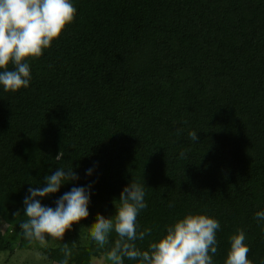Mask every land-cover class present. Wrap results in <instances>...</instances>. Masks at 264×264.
Masks as SVG:
<instances>
[{
    "label": "trees",
    "instance_id": "trees-1",
    "mask_svg": "<svg viewBox=\"0 0 264 264\" xmlns=\"http://www.w3.org/2000/svg\"><path fill=\"white\" fill-rule=\"evenodd\" d=\"M72 3L74 22L28 61L29 87L0 86V252L31 249L20 228L29 188L73 167L78 180L37 198L54 209L73 187L90 192L87 218L41 249L50 264L64 259V243L69 264L102 257L117 237L97 250L89 227L97 213L114 215L132 182L146 192L139 230H152L138 248L203 214L221 225L214 264L238 229L248 259L264 264V0Z\"/></svg>",
    "mask_w": 264,
    "mask_h": 264
},
{
    "label": "clouds",
    "instance_id": "clouds-1",
    "mask_svg": "<svg viewBox=\"0 0 264 264\" xmlns=\"http://www.w3.org/2000/svg\"><path fill=\"white\" fill-rule=\"evenodd\" d=\"M76 15L72 0H0V86L4 92L15 93L29 87L28 61L41 58L74 22ZM9 65L14 68L10 70ZM188 136L192 141L200 139L195 131H190ZM61 157L60 152L56 159ZM180 157L186 158V153L181 152ZM91 171L87 174L91 175ZM78 179L73 167L58 168L45 177L46 186L29 188L30 195L24 199L26 220L20 223L27 241L38 242L46 248L49 241H63L73 224L87 218L90 192L84 187H73L56 201L54 209L37 199L55 194L62 185ZM145 195L144 185L132 182L121 191L119 204L113 202L114 215L106 218L97 213L89 227V237L97 250L109 245L112 233L117 237L103 253L102 261L124 264L127 258L136 260L137 264H214L213 257L218 252L217 230L221 225L203 214L186 215L168 226L166 235L150 242L147 250L138 248L136 242L152 234L151 228L139 230L137 223L139 214L147 208ZM256 216L264 220V212H257ZM229 239L230 249L224 264H252L248 259L250 248L245 243V232L238 229ZM62 251L64 259L60 264H69L72 251L67 243Z\"/></svg>",
    "mask_w": 264,
    "mask_h": 264
},
{
    "label": "rangeland",
    "instance_id": "rangeland-1",
    "mask_svg": "<svg viewBox=\"0 0 264 264\" xmlns=\"http://www.w3.org/2000/svg\"><path fill=\"white\" fill-rule=\"evenodd\" d=\"M5 230L4 225H0V231ZM81 240H83L81 238ZM51 245V241L47 247ZM41 247L38 242H35L30 250H16L11 256L7 253L0 252V264H50L46 261L47 256L41 253ZM100 258H91L89 264H107L106 261H102ZM45 259V260H44Z\"/></svg>",
    "mask_w": 264,
    "mask_h": 264
}]
</instances>
